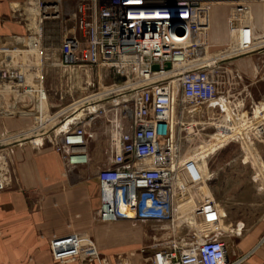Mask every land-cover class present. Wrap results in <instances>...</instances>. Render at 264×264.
Instances as JSON below:
<instances>
[{
    "label": "built area",
    "instance_id": "built-area-1",
    "mask_svg": "<svg viewBox=\"0 0 264 264\" xmlns=\"http://www.w3.org/2000/svg\"><path fill=\"white\" fill-rule=\"evenodd\" d=\"M204 14L202 0L79 1L73 13L79 38H67L62 46L63 64L112 66L126 80L128 96L109 110L106 119L109 159L108 165L96 174L100 194L97 217L102 222L160 224L166 239L153 240L140 250L142 254L152 251L151 264L243 261L229 259L218 228L177 239L170 235L174 231L171 224L180 217L179 213L190 211L204 218L213 215L212 200L191 206L194 176L190 171L198 161L189 158L181 162L176 157L179 147L172 135L171 120L177 103L194 107L218 100L222 85L218 64L225 59L215 60L208 53ZM238 44L234 50L242 52L236 56L250 52L249 40ZM154 66L158 69L153 70ZM188 114L191 118L202 116L199 112ZM88 125L68 127L53 139L54 150L70 168L88 163L83 152L88 142ZM186 127H179L178 133L187 131ZM257 132L264 135V126ZM4 163L5 154L0 149V192L9 183ZM120 206L131 213L122 212ZM182 221L189 226L187 220ZM49 247L56 263L108 264L85 233L52 237Z\"/></svg>",
    "mask_w": 264,
    "mask_h": 264
},
{
    "label": "crops",
    "instance_id": "crops-1",
    "mask_svg": "<svg viewBox=\"0 0 264 264\" xmlns=\"http://www.w3.org/2000/svg\"><path fill=\"white\" fill-rule=\"evenodd\" d=\"M202 1L205 2L208 53L220 55L231 45L249 40L248 54L252 55L240 57L235 66L245 75L251 73L255 68L254 55L264 54V0ZM15 6L17 0H0V149L9 142L2 140L3 135L18 134L35 120L33 97L18 93L17 86L21 83H18L17 67H13V75L1 76L5 68L3 59L10 62L12 73V55L13 65L18 60V38L27 37V27L19 20ZM23 81L22 85L28 86V79ZM249 85L253 86L251 78ZM2 86L13 88L7 90ZM238 97L253 102V93L232 98ZM33 137L26 134L18 143L1 149L9 183L0 192V264H79L56 263L50 253L52 237L73 233L91 237L109 264L116 260L126 264H151L152 251L142 254L140 250L153 240L166 239L160 224L133 220L102 222L97 217L100 194L96 174L108 165V135L104 133L97 141L86 144L83 152L88 158L87 165L70 170L66 169L61 155L46 142L47 138ZM246 210L249 211L241 201L218 200L211 210L212 214L220 215L217 227L208 222L202 228L210 231L218 228L224 232L222 240L230 260L242 258L241 264H264V216L253 224L242 219L230 222L226 218ZM253 211L264 214L263 199L253 200ZM200 228L201 225H195L187 229L182 219L176 217L170 235L176 239L186 234L197 236Z\"/></svg>",
    "mask_w": 264,
    "mask_h": 264
},
{
    "label": "rangeland",
    "instance_id": "rangeland-1",
    "mask_svg": "<svg viewBox=\"0 0 264 264\" xmlns=\"http://www.w3.org/2000/svg\"><path fill=\"white\" fill-rule=\"evenodd\" d=\"M79 1L85 0H17L15 7L19 20L27 27V37L18 38V60L16 66L13 65L12 55V73L10 62L3 59L5 68L1 76L13 75V67H17L18 83H21L17 86L18 93L33 97L35 120L33 125L23 127V131L28 133L21 131L3 135L2 140L9 142L1 149L18 143L26 134H33L35 139L47 138L46 142L54 148V137L64 129H74L86 123L89 124L85 128L89 145L107 134L109 110L122 104L123 98L128 96L129 93L125 92L126 80L119 77L112 66L62 63L65 39L79 38L73 18ZM238 45H231L221 56H216L225 59L218 64L222 70L218 100L194 107L175 104L171 119L172 135L179 147L176 155L179 161L189 158L198 161L190 171L194 176L192 208L205 199L217 203L224 198L227 202L241 201L249 211L226 215L227 220L242 219L253 224L264 216L253 211V200L264 201V135L257 132L259 127L264 126V54L254 55L255 68L245 75L235 66V61L252 54L236 56L238 54L232 50ZM23 78L28 79V86L22 85ZM250 78L253 79V86L249 85ZM2 88L9 90L13 87ZM106 90L111 91L102 93ZM250 93H253V102L241 97L232 98L237 94ZM97 94L101 96L96 100L90 99ZM96 106L99 110L95 114L87 109ZM195 110L194 114L199 112L202 116L189 117L188 112ZM184 125L188 126V130L178 133L179 127ZM65 166L70 170L66 163ZM179 215L189 222L187 229L201 225L199 232H210L211 229L202 227L208 222L218 225L220 217L213 214V217L204 218L190 211ZM100 255L105 263H110L105 255ZM93 262L97 261L79 264ZM114 264L126 263L116 260Z\"/></svg>",
    "mask_w": 264,
    "mask_h": 264
},
{
    "label": "bare ground",
    "instance_id": "bare-ground-1",
    "mask_svg": "<svg viewBox=\"0 0 264 264\" xmlns=\"http://www.w3.org/2000/svg\"><path fill=\"white\" fill-rule=\"evenodd\" d=\"M220 56H221V54H220ZM213 58H215V60H217V58H216V55H214L213 56ZM111 90H113V89H111ZM111 90H106V91H103L102 93H107V92H110ZM101 93V94H102ZM101 94H97L96 96H91L90 97V99H97V98H99V96H101ZM87 109H90V111H93V113H91V114H95V113H97V111L99 110V106H96V107H92V108H87ZM86 111V110H85ZM197 110H195V111H193V112H196ZM199 111V110H198ZM120 210L122 211V212H125V213H131L129 210H128V208H126V207H122V206H120Z\"/></svg>",
    "mask_w": 264,
    "mask_h": 264
},
{
    "label": "water",
    "instance_id": "water-1",
    "mask_svg": "<svg viewBox=\"0 0 264 264\" xmlns=\"http://www.w3.org/2000/svg\"><path fill=\"white\" fill-rule=\"evenodd\" d=\"M166 68H169V64L166 65ZM152 69H153V70H157L158 67H157V66H154Z\"/></svg>",
    "mask_w": 264,
    "mask_h": 264
}]
</instances>
